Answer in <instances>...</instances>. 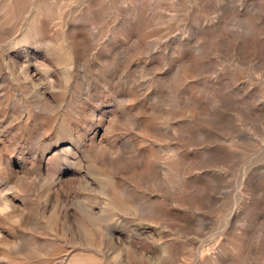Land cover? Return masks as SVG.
Masks as SVG:
<instances>
[{
  "label": "rangeland",
  "instance_id": "1",
  "mask_svg": "<svg viewBox=\"0 0 264 264\" xmlns=\"http://www.w3.org/2000/svg\"><path fill=\"white\" fill-rule=\"evenodd\" d=\"M15 3L0 264H264V0Z\"/></svg>",
  "mask_w": 264,
  "mask_h": 264
},
{
  "label": "bare ground",
  "instance_id": "2",
  "mask_svg": "<svg viewBox=\"0 0 264 264\" xmlns=\"http://www.w3.org/2000/svg\"><path fill=\"white\" fill-rule=\"evenodd\" d=\"M21 1H24V0H20V2ZM16 3H19V0H16ZM15 3V4H16ZM25 3V2H24ZM17 5V4H16ZM15 5V6H16ZM70 46H71V50H72V52H74V44H73V39L71 40V43H70ZM70 50V51H71ZM33 68H34V70L35 71H33V72H37L36 70H37V66L33 63ZM34 74H36V73H34ZM47 81V80H46ZM46 81H41L40 82V85L45 89V88H47L48 87V84H49V82H46ZM40 86V87H41ZM50 86V85H49ZM69 149V146H66V145H63V146H61V147H59V148H55L54 150H53V152H59V153H66V151Z\"/></svg>",
  "mask_w": 264,
  "mask_h": 264
}]
</instances>
